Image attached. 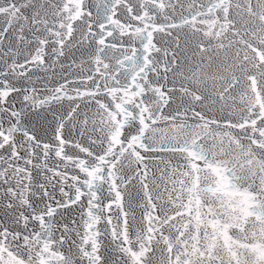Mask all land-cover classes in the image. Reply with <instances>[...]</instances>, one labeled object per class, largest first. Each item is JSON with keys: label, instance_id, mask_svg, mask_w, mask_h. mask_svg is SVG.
<instances>
[{"label": "snow or ice", "instance_id": "obj_1", "mask_svg": "<svg viewBox=\"0 0 264 264\" xmlns=\"http://www.w3.org/2000/svg\"><path fill=\"white\" fill-rule=\"evenodd\" d=\"M0 264H264V0H0Z\"/></svg>", "mask_w": 264, "mask_h": 264}]
</instances>
